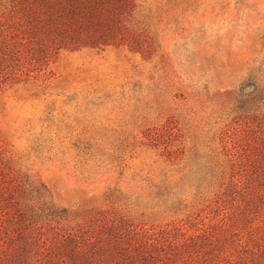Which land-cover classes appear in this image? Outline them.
<instances>
[{
  "label": "rangeland",
  "instance_id": "rangeland-1",
  "mask_svg": "<svg viewBox=\"0 0 264 264\" xmlns=\"http://www.w3.org/2000/svg\"><path fill=\"white\" fill-rule=\"evenodd\" d=\"M134 4L124 41L0 86L1 183L28 223L18 255L0 218V264H48L36 227L48 246L103 222L155 237L158 264H264L262 239L209 250L264 209V0Z\"/></svg>",
  "mask_w": 264,
  "mask_h": 264
},
{
  "label": "trees",
  "instance_id": "trees-1",
  "mask_svg": "<svg viewBox=\"0 0 264 264\" xmlns=\"http://www.w3.org/2000/svg\"><path fill=\"white\" fill-rule=\"evenodd\" d=\"M0 7L1 86L36 77L60 50L98 48L124 41L119 33L120 24L135 4L134 0H0ZM1 174L0 218L11 212L2 222L16 220L11 230L18 242L16 253L23 255L27 251L28 223L15 193L18 185L9 182L8 189L3 191L6 187L1 179L5 176ZM261 212L260 219L250 225L246 240L239 236L226 238L219 245L209 247L212 254H224L226 248L242 247V243L246 247L255 246L257 239L264 240V209ZM36 229L33 246L39 253L47 251L48 264H69L63 254L70 260L76 257L77 264L78 261L79 264H158L161 256L148 254L147 249L157 243L155 237H148L146 232L140 236L120 224L99 223L94 229L82 231L80 236L67 234L53 238L48 246L47 240L41 238L42 229Z\"/></svg>",
  "mask_w": 264,
  "mask_h": 264
}]
</instances>
